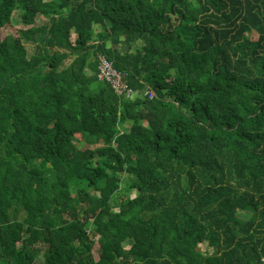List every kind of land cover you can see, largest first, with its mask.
<instances>
[{
  "label": "trees",
  "instance_id": "trees-1",
  "mask_svg": "<svg viewBox=\"0 0 264 264\" xmlns=\"http://www.w3.org/2000/svg\"><path fill=\"white\" fill-rule=\"evenodd\" d=\"M15 11L0 264H264V0H0V30Z\"/></svg>",
  "mask_w": 264,
  "mask_h": 264
},
{
  "label": "built area",
  "instance_id": "built-area-1",
  "mask_svg": "<svg viewBox=\"0 0 264 264\" xmlns=\"http://www.w3.org/2000/svg\"><path fill=\"white\" fill-rule=\"evenodd\" d=\"M97 79L108 83L119 96L132 98L134 95L133 91L128 87L124 80V75L116 71L113 68L112 62L103 54L98 56ZM144 95L149 99L154 97L152 91H146Z\"/></svg>",
  "mask_w": 264,
  "mask_h": 264
},
{
  "label": "rangeland",
  "instance_id": "rangeland-1",
  "mask_svg": "<svg viewBox=\"0 0 264 264\" xmlns=\"http://www.w3.org/2000/svg\"><path fill=\"white\" fill-rule=\"evenodd\" d=\"M38 24H40V22H38ZM23 28V26L21 25V20H20V12L19 11H15V13L12 16V19L10 21V23H8L3 29L0 30V39L6 37V36H16L17 35V31L19 29ZM29 54L33 49L32 45H27ZM87 145H85V143L82 145V147H86ZM95 145H93L94 147ZM83 185V184H82ZM85 187V186H84ZM85 189H87V187H85ZM133 195V194H132ZM245 217H247V215H245ZM34 264H40L39 261H36Z\"/></svg>",
  "mask_w": 264,
  "mask_h": 264
}]
</instances>
